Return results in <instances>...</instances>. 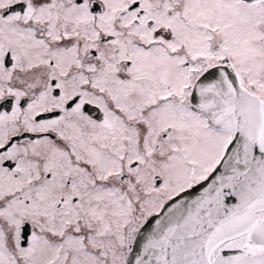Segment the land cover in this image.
<instances>
[{
	"label": "snow or ice",
	"instance_id": "snow-or-ice-1",
	"mask_svg": "<svg viewBox=\"0 0 264 264\" xmlns=\"http://www.w3.org/2000/svg\"><path fill=\"white\" fill-rule=\"evenodd\" d=\"M0 264H264V0H0Z\"/></svg>",
	"mask_w": 264,
	"mask_h": 264
}]
</instances>
